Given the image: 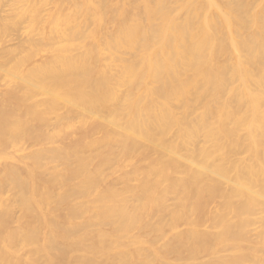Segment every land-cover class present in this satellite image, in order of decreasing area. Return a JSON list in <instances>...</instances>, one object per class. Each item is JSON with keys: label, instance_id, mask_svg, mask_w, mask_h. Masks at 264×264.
Masks as SVG:
<instances>
[{"label": "bare ground", "instance_id": "1", "mask_svg": "<svg viewBox=\"0 0 264 264\" xmlns=\"http://www.w3.org/2000/svg\"><path fill=\"white\" fill-rule=\"evenodd\" d=\"M0 264H264V0H0Z\"/></svg>", "mask_w": 264, "mask_h": 264}, {"label": "rangeland", "instance_id": "2", "mask_svg": "<svg viewBox=\"0 0 264 264\" xmlns=\"http://www.w3.org/2000/svg\"><path fill=\"white\" fill-rule=\"evenodd\" d=\"M247 1H249V0H247Z\"/></svg>", "mask_w": 264, "mask_h": 264}]
</instances>
